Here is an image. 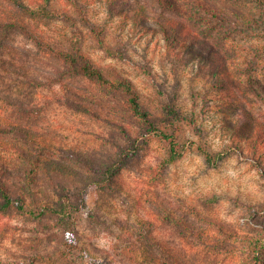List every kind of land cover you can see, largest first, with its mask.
Returning a JSON list of instances; mask_svg holds the SVG:
<instances>
[{"label": "rangeland", "instance_id": "rangeland-1", "mask_svg": "<svg viewBox=\"0 0 264 264\" xmlns=\"http://www.w3.org/2000/svg\"><path fill=\"white\" fill-rule=\"evenodd\" d=\"M175 1L182 14L167 9L168 16L226 47L241 90L215 87L195 52L167 53L152 17L158 0H114L113 10L109 0H52L62 15L47 20L27 19L19 8L12 14L15 7L1 0L0 13L30 33L0 26V138L19 146L33 133V143L48 144L56 155L67 150L106 160L130 145L125 128L140 149L116 183L89 188L88 207L77 216V248L69 249L54 214L0 213V264H264V165L248 141L244 151L228 148L235 127L240 133L252 127L239 123L243 108L264 118V73L257 74L264 65V8L249 0H202L224 10L215 17L198 0ZM136 10L147 13L144 22L133 16ZM74 26L85 32V49L105 74L131 78L154 114L173 96L195 118L177 124V133L167 130L181 144L178 159L170 161L168 140L143 134L124 96L66 73L50 50L65 44ZM93 28L122 56L102 49ZM247 65L253 75L245 79ZM204 144L214 153L210 162L201 153ZM263 150L260 144L258 153Z\"/></svg>", "mask_w": 264, "mask_h": 264}, {"label": "trees", "instance_id": "trees-1", "mask_svg": "<svg viewBox=\"0 0 264 264\" xmlns=\"http://www.w3.org/2000/svg\"><path fill=\"white\" fill-rule=\"evenodd\" d=\"M4 1L15 7L11 12L12 14H16L17 8H19L22 11L21 15L27 19H56L62 15L60 10L51 5L52 0ZM249 1L264 8V0ZM158 3L159 12L152 17L158 23L160 33L167 44V53L179 55L183 49L186 52H195L196 58L200 56L204 62L205 73L211 81H214L215 87L220 90L225 86H236L241 90L236 78V71L233 70L232 56L226 47L220 48L214 45L208 39L200 37L188 24L170 18L167 9L176 12L180 10V14H182V9L175 0H158ZM197 4L215 17H220L225 13L217 5H210L202 0H198ZM109 5L113 10L111 6L115 5L114 0H109ZM143 11H133V16L141 23L145 21L147 14ZM9 14L0 13V26L4 28V31L18 30L29 35L30 30L26 24L22 21L18 22L13 16H8ZM87 22L90 23L89 20ZM71 33V37H66L67 42L65 44H61L57 48L52 47L50 50L53 55L64 62L66 73L70 76H83L102 88L124 96L129 110L142 120L145 126L143 134L145 136L156 135L168 140L170 142V161L178 159L182 152L181 144L174 134L177 133L176 126L183 122L190 121L193 123L195 119L190 118L185 113L180 100L177 97H170L164 102L162 113L160 115L154 114L143 103L141 93L131 78L124 76L110 78L97 65L85 49V32L81 28L74 26ZM92 34L98 39L100 47L110 55L122 56L107 43L102 30L93 28ZM249 64L252 62L249 61ZM247 66L248 68L244 70L245 79L251 77L248 75H253L248 72L250 66ZM263 73L264 65L257 74L262 75ZM230 101L236 103L234 99ZM72 103L75 108L77 107L81 111L93 113L87 106ZM246 110L243 108L241 114L237 116L242 121L239 123L241 125L250 123L252 127L250 130L241 133L235 127L228 148L244 151L243 143L248 141L254 160L257 161L258 165L263 166L264 150L262 153H258V148L260 144L264 145V118L255 117ZM125 130L130 145L120 147L116 154L106 160H95L82 153L67 150H60L61 154L56 155L53 148L48 144L42 146L40 142L33 143V133L26 135V139L23 137L22 140L25 144L22 143L19 146L13 144V138H0V213L16 210L34 218L46 216L48 213L54 214L58 216L61 225L64 227L65 240L67 239L69 249L77 248L80 238L76 230L77 216L81 215L88 207L87 194L89 188L93 186L100 188L114 183L117 175L127 167L129 160L139 152V138L134 137L124 128ZM167 130H172L174 133L169 134ZM200 150L209 162L213 160L214 153L209 146L200 145ZM66 159L79 163L86 167L89 172L67 165ZM35 257L43 261L50 259L47 254H36Z\"/></svg>", "mask_w": 264, "mask_h": 264}]
</instances>
